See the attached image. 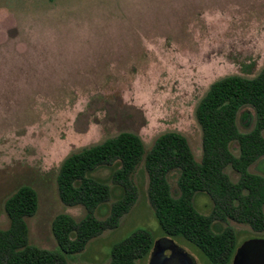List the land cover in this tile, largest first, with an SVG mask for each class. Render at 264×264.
<instances>
[{"label": "rangeland", "instance_id": "rangeland-1", "mask_svg": "<svg viewBox=\"0 0 264 264\" xmlns=\"http://www.w3.org/2000/svg\"><path fill=\"white\" fill-rule=\"evenodd\" d=\"M263 67L264 0H0V228L9 225L4 200L29 185L38 198L36 213L26 219L29 242L56 248L54 217L68 213L79 220L85 214L82 206L59 199L61 162L121 131L138 134L146 150L160 134L179 132L199 161V100L214 81L231 74L251 78ZM253 124V109L241 108L238 129ZM230 150L238 154L236 142ZM114 168L92 173L111 189L95 212L100 219L123 193L111 181ZM248 170L264 176V157ZM225 172L238 180L230 166ZM176 176H169L175 196ZM132 179L137 198L118 227L67 255L68 264H109L112 245L138 228L153 241L165 236L148 200L142 163ZM193 204L200 213L211 212L205 193L195 194ZM225 226L234 230L237 245L264 237L231 219L215 222L213 230ZM173 240L197 264H210L183 238ZM148 257L137 264H148Z\"/></svg>", "mask_w": 264, "mask_h": 264}, {"label": "trees", "instance_id": "trees-1", "mask_svg": "<svg viewBox=\"0 0 264 264\" xmlns=\"http://www.w3.org/2000/svg\"><path fill=\"white\" fill-rule=\"evenodd\" d=\"M246 106L254 111V124L241 132L237 114ZM194 114L201 129L199 161L187 139L176 131L160 134L147 150L138 134L121 131L67 155L56 175L58 196L65 206H82L85 214L79 220L68 213L54 217V249L29 242L26 219L36 213L38 198L31 186H19L3 204L9 225L0 228V264H68L67 255L81 252L91 239L118 227L136 201L137 187L132 177L141 163L148 176V200L163 234L183 238L210 264H231L237 245L234 230L225 226L215 232V222L231 219L248 224L255 232H264V176L248 170L264 157V67L251 78L231 74L211 83ZM232 142L238 145L237 155L230 150ZM112 165L111 181L123 193L111 203L108 215L100 219L95 212L109 201L111 189L92 173ZM226 166L239 174L237 181L229 178ZM172 173H177V196L169 183ZM197 193L211 199L209 214L195 208ZM152 245L148 230L135 229L112 245L109 264H137L149 256Z\"/></svg>", "mask_w": 264, "mask_h": 264}, {"label": "water", "instance_id": "water-1", "mask_svg": "<svg viewBox=\"0 0 264 264\" xmlns=\"http://www.w3.org/2000/svg\"><path fill=\"white\" fill-rule=\"evenodd\" d=\"M148 264H197V262L173 238L164 236L153 241ZM231 264H264V237H251L242 241Z\"/></svg>", "mask_w": 264, "mask_h": 264}, {"label": "flooded vegetation", "instance_id": "flooded-vegetation-1", "mask_svg": "<svg viewBox=\"0 0 264 264\" xmlns=\"http://www.w3.org/2000/svg\"><path fill=\"white\" fill-rule=\"evenodd\" d=\"M255 237H260V236H255ZM250 238H251V237H250ZM247 239H248V238H247ZM239 245H240V244L236 245L235 250H234V253H233V255H232V258H233L234 254H235V252H236V249H237V247H238ZM232 258H231V260H232Z\"/></svg>", "mask_w": 264, "mask_h": 264}]
</instances>
